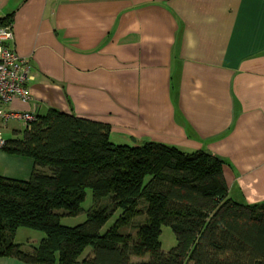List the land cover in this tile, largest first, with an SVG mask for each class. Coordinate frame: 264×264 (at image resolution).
<instances>
[{"label": "crops", "instance_id": "0c3cea01", "mask_svg": "<svg viewBox=\"0 0 264 264\" xmlns=\"http://www.w3.org/2000/svg\"><path fill=\"white\" fill-rule=\"evenodd\" d=\"M7 17L6 47L31 74L29 103L7 114L54 111L107 124L114 145L211 154L231 200L264 202V0H0ZM24 129L0 123L4 141ZM33 168L0 150V177L27 182Z\"/></svg>", "mask_w": 264, "mask_h": 264}, {"label": "trees", "instance_id": "16d2710c", "mask_svg": "<svg viewBox=\"0 0 264 264\" xmlns=\"http://www.w3.org/2000/svg\"><path fill=\"white\" fill-rule=\"evenodd\" d=\"M0 19V27L12 24ZM107 124L50 112L0 150L29 158L27 182L0 177V258L26 264H264V202L228 197L226 164L204 152L155 143L118 146ZM87 191L92 207L78 217ZM108 200V205L101 202ZM112 226L103 232L114 217ZM135 237L123 230L136 218ZM162 228L177 245L160 249ZM43 234L37 245L15 243L18 230ZM29 249L24 250V249Z\"/></svg>", "mask_w": 264, "mask_h": 264}, {"label": "built area", "instance_id": "2783aa9c", "mask_svg": "<svg viewBox=\"0 0 264 264\" xmlns=\"http://www.w3.org/2000/svg\"><path fill=\"white\" fill-rule=\"evenodd\" d=\"M13 41L12 24L0 27V123L6 124L9 120L21 121L27 127L35 120L30 113H6L5 106L13 101L29 103L30 96L27 84L31 80L30 68L23 58L16 55L6 44ZM4 140L0 133V148Z\"/></svg>", "mask_w": 264, "mask_h": 264}, {"label": "rangeland", "instance_id": "374dc122", "mask_svg": "<svg viewBox=\"0 0 264 264\" xmlns=\"http://www.w3.org/2000/svg\"><path fill=\"white\" fill-rule=\"evenodd\" d=\"M3 135L5 138L9 137L8 133H6V134L3 133ZM101 205H103V206L108 205V200H106V199L103 200L101 202ZM91 207H92V196H91V192L87 191L86 199H85V202L82 206V209H83L82 213L74 219H71V218L63 219L61 221V224L64 226L72 227V226L83 223L86 219V213ZM115 217H116V215L105 225V227L102 230L103 232H105L106 230H108L112 226V224L115 220ZM143 221H144V217L136 218L133 221L132 226L123 230V232L125 234H130L132 237H135V234H136L135 228H136V226L142 224ZM18 232L19 233L16 237V242L18 244H23V246H33V243L35 241L39 240L40 237H43V234H41L39 232L30 231L27 229H20ZM25 232H28V233H25ZM34 236H36L37 238H35ZM159 243H160V249L164 253H168L170 250H172L177 245L176 237L170 228H162L161 235L159 238ZM24 250L29 251V249H27V248Z\"/></svg>", "mask_w": 264, "mask_h": 264}]
</instances>
